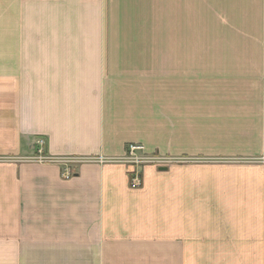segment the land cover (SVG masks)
<instances>
[{"label":"crops","instance_id":"0c3cea01","mask_svg":"<svg viewBox=\"0 0 264 264\" xmlns=\"http://www.w3.org/2000/svg\"><path fill=\"white\" fill-rule=\"evenodd\" d=\"M152 9L0 0V264H264V0L242 54L110 37ZM130 144L179 161L134 188Z\"/></svg>","mask_w":264,"mask_h":264},{"label":"rangeland","instance_id":"374dc122","mask_svg":"<svg viewBox=\"0 0 264 264\" xmlns=\"http://www.w3.org/2000/svg\"><path fill=\"white\" fill-rule=\"evenodd\" d=\"M249 19L243 14L242 0H153L151 13L140 18L136 14L122 16L115 20L121 29L109 34L167 43L155 47L163 53L242 54L248 52L241 30L249 25Z\"/></svg>","mask_w":264,"mask_h":264},{"label":"built area","instance_id":"2783aa9c","mask_svg":"<svg viewBox=\"0 0 264 264\" xmlns=\"http://www.w3.org/2000/svg\"><path fill=\"white\" fill-rule=\"evenodd\" d=\"M36 144L39 146L38 154L32 157L27 158L28 160L40 162V163H55L62 162L66 165V168L63 172V177L65 179H70L74 175L73 166H70L72 163H79L86 161V158H55L47 156L44 153L43 147L46 144L44 138H39L36 141ZM90 160V159H89ZM93 160V159H92ZM100 161H109V162H123L128 163L135 167V169L130 174V184L132 187L137 188L143 184V173L142 168L147 165H157V166H168L176 161H179L175 158L149 154L145 147L141 144H130L127 148V152L123 157L120 158H111L104 159L101 158Z\"/></svg>","mask_w":264,"mask_h":264},{"label":"water","instance_id":"95a60500","mask_svg":"<svg viewBox=\"0 0 264 264\" xmlns=\"http://www.w3.org/2000/svg\"><path fill=\"white\" fill-rule=\"evenodd\" d=\"M161 169L165 170V169H167V167L166 166H162Z\"/></svg>","mask_w":264,"mask_h":264}]
</instances>
